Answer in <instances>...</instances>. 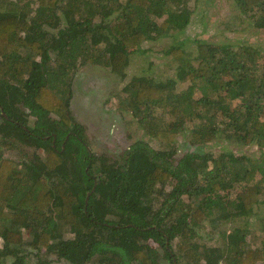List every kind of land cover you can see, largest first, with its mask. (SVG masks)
Listing matches in <instances>:
<instances>
[{
	"label": "trees",
	"instance_id": "trees-1",
	"mask_svg": "<svg viewBox=\"0 0 264 264\" xmlns=\"http://www.w3.org/2000/svg\"><path fill=\"white\" fill-rule=\"evenodd\" d=\"M233 3L241 28H264V0ZM205 7L0 0V264L264 261V236L248 223L264 203V47L207 37ZM197 12L201 30L165 45ZM149 50L171 56L176 75H130L133 54ZM87 63L124 81L119 106L142 127L117 157L91 145L70 108ZM181 133L258 148L180 152Z\"/></svg>",
	"mask_w": 264,
	"mask_h": 264
},
{
	"label": "rangeland",
	"instance_id": "rangeland-1",
	"mask_svg": "<svg viewBox=\"0 0 264 264\" xmlns=\"http://www.w3.org/2000/svg\"><path fill=\"white\" fill-rule=\"evenodd\" d=\"M206 3V15L210 18L211 25L206 36L213 40L233 41L239 43H251L264 47V28L256 27L252 24L241 28L236 18L237 5L233 0H201ZM202 18L200 14L195 13L193 24L178 37L165 38L163 42L170 44L178 41L179 37L183 38L185 35L194 37L197 30L200 29ZM198 25V27H194ZM186 32V34H185ZM192 40L187 39L186 45L191 44ZM130 64V75L132 74H153L161 78L173 77L176 75V68L171 56L158 52L156 50H149L145 53H135L132 56ZM124 81L116 74L111 73L109 68L105 65L96 63H87L81 65L75 71L72 83L71 95V110L74 116L84 123L87 128L89 137L91 138V145L97 150L108 153L110 156H119L124 148L133 140L143 137L142 127L140 122L129 111L121 109L118 103L116 93L123 88ZM186 133H181L178 137V149L180 152L185 150H235L241 151L250 149L257 150V145L250 146L230 143L224 138H218L210 144H194L189 141ZM146 138H149L146 136ZM150 139V138H149ZM8 155L17 156L16 151L6 152ZM264 214V203H260L257 207L256 214L253 218H249V225L256 230V235L259 239L264 236V229L262 228L261 216ZM245 219V218H244ZM238 218L232 223L243 224L245 221ZM230 223L224 222L223 227ZM208 225L205 231V240L209 243H216V239L212 237L217 236V229ZM72 234L67 232V235ZM26 238L29 237L30 232L25 231ZM33 262L37 261L36 257L31 259ZM162 264H170L164 258ZM53 264H69L66 260H55ZM93 264V263H90ZM256 264H264V261H259Z\"/></svg>",
	"mask_w": 264,
	"mask_h": 264
},
{
	"label": "water",
	"instance_id": "water-1",
	"mask_svg": "<svg viewBox=\"0 0 264 264\" xmlns=\"http://www.w3.org/2000/svg\"><path fill=\"white\" fill-rule=\"evenodd\" d=\"M89 194H90V192L88 193V195H87V198L86 199H88V196H89ZM175 262H176V258H175ZM176 264V263H175Z\"/></svg>",
	"mask_w": 264,
	"mask_h": 264
}]
</instances>
